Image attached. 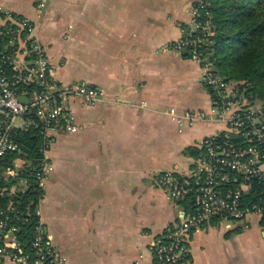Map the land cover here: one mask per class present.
I'll return each mask as SVG.
<instances>
[{"label": "crops", "instance_id": "obj_1", "mask_svg": "<svg viewBox=\"0 0 264 264\" xmlns=\"http://www.w3.org/2000/svg\"><path fill=\"white\" fill-rule=\"evenodd\" d=\"M201 1L0 0L34 23L59 80L101 92L94 106L71 100L80 128L57 131L48 153L40 209L61 264H154L152 240L188 209L155 173L186 172L204 137L222 127H180L167 114L212 103L199 63L171 49ZM220 222L191 235L181 264H264L263 218Z\"/></svg>", "mask_w": 264, "mask_h": 264}, {"label": "built area", "instance_id": "obj_2", "mask_svg": "<svg viewBox=\"0 0 264 264\" xmlns=\"http://www.w3.org/2000/svg\"><path fill=\"white\" fill-rule=\"evenodd\" d=\"M203 10V12H202ZM192 28L171 49L187 51L201 67L200 80L212 95L208 110L168 111L180 126L203 122L220 124L197 147L196 157L183 173L159 172L157 184L171 198L184 201L179 221L156 236L150 251L154 264H181L190 260L191 235L214 220L229 226L251 215L264 219V105L251 95V84L221 74L207 50L215 32L208 4L192 10ZM57 65L28 19L0 5V202L7 197L38 194L23 208L18 201L0 203V260L15 264H61L60 252L45 229L40 203L52 165L48 157L57 131L80 127L70 104L80 98L94 106L101 92L92 86L67 85L57 76ZM34 133L41 139L39 159H31L21 138ZM33 219L35 220L33 222ZM34 223L30 250L19 236L21 227Z\"/></svg>", "mask_w": 264, "mask_h": 264}, {"label": "trees", "instance_id": "obj_3", "mask_svg": "<svg viewBox=\"0 0 264 264\" xmlns=\"http://www.w3.org/2000/svg\"><path fill=\"white\" fill-rule=\"evenodd\" d=\"M201 3L208 4L215 32L207 47L214 67L232 80L249 82L253 98L264 101V0H202ZM21 141L27 157L40 158L39 137L30 132ZM38 194L36 191L7 197L0 203L7 206L10 201H18L25 208L29 199L38 200ZM33 222L22 226L19 233L27 244L26 250H30Z\"/></svg>", "mask_w": 264, "mask_h": 264}, {"label": "rangeland", "instance_id": "obj_4", "mask_svg": "<svg viewBox=\"0 0 264 264\" xmlns=\"http://www.w3.org/2000/svg\"><path fill=\"white\" fill-rule=\"evenodd\" d=\"M251 95L253 96V97H255L254 96V94H253V92H251ZM258 100H259V102H261L263 105H264V101H262V100H260L259 98H258ZM159 173V171H157L155 174H158ZM152 181V180H151ZM154 183V182H153ZM155 186H156V184H154ZM221 220H219V223H222V222H220ZM209 224V223H208Z\"/></svg>", "mask_w": 264, "mask_h": 264}, {"label": "water", "instance_id": "obj_5", "mask_svg": "<svg viewBox=\"0 0 264 264\" xmlns=\"http://www.w3.org/2000/svg\"><path fill=\"white\" fill-rule=\"evenodd\" d=\"M184 53L186 54V53H187V51H186V50H184Z\"/></svg>", "mask_w": 264, "mask_h": 264}]
</instances>
